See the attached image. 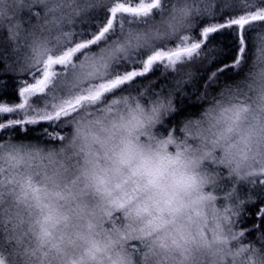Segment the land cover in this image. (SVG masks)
Returning <instances> with one entry per match:
<instances>
[{
  "label": "clouds",
  "instance_id": "obj_1",
  "mask_svg": "<svg viewBox=\"0 0 264 264\" xmlns=\"http://www.w3.org/2000/svg\"><path fill=\"white\" fill-rule=\"evenodd\" d=\"M116 2L0 0V75L34 79ZM255 13L264 0H160L54 65L29 103L68 115L39 140L0 133V264H264V230L241 226L264 195V20L247 26L232 79L207 44L104 90L118 70L195 39L202 21ZM184 99L200 107L169 124Z\"/></svg>",
  "mask_w": 264,
  "mask_h": 264
},
{
  "label": "snow or ice",
  "instance_id": "obj_2",
  "mask_svg": "<svg viewBox=\"0 0 264 264\" xmlns=\"http://www.w3.org/2000/svg\"><path fill=\"white\" fill-rule=\"evenodd\" d=\"M160 4V0H117L116 4L110 8L109 15L105 23L99 28L94 36L89 39L76 43L72 48L65 51L62 55H49L44 63V68L39 75L32 74L34 79L25 80L18 88L19 102L8 104L0 103V133L15 130L20 126L27 127L37 125L39 122L58 121L61 116L68 115V111L57 110L56 112H48L40 114L30 106V99L43 94L51 83L50 77L55 73L52 71L54 65H67L72 62L73 57L84 49L97 44L101 41L114 25L117 23V18L120 17V24H123V17H142L148 16ZM255 20H264V14L255 13L252 15H239L227 17L220 20L208 21L201 26L196 38L192 34H186L181 37V42H177L169 49H157L156 51L142 57L138 63L140 67H135V63L130 64L124 69L118 70L115 79L110 82L107 87H117L128 82L134 81L137 78L144 77L150 73L154 66L162 62L175 64L182 56L191 57L198 52L203 46L207 45L213 36L222 32H232L235 34V42L237 52L231 56L229 63L218 65L217 72L223 74L225 71L234 70L243 57L245 48L246 29L249 24ZM215 74V72L213 73ZM100 93H97L99 96ZM31 112V114H29ZM18 114L19 118L8 119L7 116ZM260 209L257 214H260Z\"/></svg>",
  "mask_w": 264,
  "mask_h": 264
},
{
  "label": "trees",
  "instance_id": "obj_3",
  "mask_svg": "<svg viewBox=\"0 0 264 264\" xmlns=\"http://www.w3.org/2000/svg\"><path fill=\"white\" fill-rule=\"evenodd\" d=\"M228 33H230V38L229 39L225 38L223 42L225 43V46L230 45L231 47L229 49L222 48L223 50H221L220 59H218L216 63L212 65V68L215 70H217L218 65H222L223 63H229L231 60V56L235 55L237 52L235 34L232 32H228ZM213 39H214V36L212 37L210 41H212ZM209 42H208V45H210ZM138 61H136L137 63H135L134 65L135 67H140ZM156 76H159V71L152 70L150 73L146 74L143 78L150 79ZM222 77L225 79H232L233 70L225 71L222 74ZM204 78H205L204 76H201L200 78L201 82L204 80ZM25 80H31V78L18 80L12 75H0V103H8L11 105L13 103L19 102L17 90ZM163 82L164 81H161L160 83H163ZM178 103H183L184 107L181 108V110L178 113H176L175 116H173L168 121L169 124H171L173 120L178 122L182 116L188 114L189 112L194 113L200 107V105L188 103L186 99H184L183 101L178 100ZM7 118L8 119L19 118V115L11 114V115H8ZM52 128H53V125L51 124V122L42 121V122H39L37 125H30V126H27L26 128L23 126H20L15 130H10L9 134L15 135L17 138L39 140L41 139L42 134L44 132H51ZM243 191H247V188H244ZM260 209H264V195H261L255 204H251L246 207V215H244L242 218L241 226L245 228H250V226L258 223L259 228L261 230H264V211H260L259 215L257 214V212ZM255 234H256L255 229H251L247 233V235L250 238H254Z\"/></svg>",
  "mask_w": 264,
  "mask_h": 264
},
{
  "label": "rangeland",
  "instance_id": "obj_4",
  "mask_svg": "<svg viewBox=\"0 0 264 264\" xmlns=\"http://www.w3.org/2000/svg\"><path fill=\"white\" fill-rule=\"evenodd\" d=\"M227 18V16H224L222 19ZM207 21H202V24L206 23ZM225 38H230V33L226 32H222L220 35H215L214 39L212 41L209 42L210 45L218 47L220 50H223L222 48L225 49H229L231 46H225V43L223 42V40Z\"/></svg>",
  "mask_w": 264,
  "mask_h": 264
}]
</instances>
